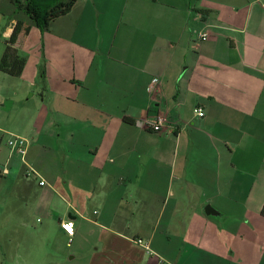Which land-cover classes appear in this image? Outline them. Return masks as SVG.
I'll return each mask as SVG.
<instances>
[{
  "label": "crops",
  "instance_id": "crops-1",
  "mask_svg": "<svg viewBox=\"0 0 264 264\" xmlns=\"http://www.w3.org/2000/svg\"><path fill=\"white\" fill-rule=\"evenodd\" d=\"M1 38L27 61L0 71L1 180L45 229L87 264H264V0H78L44 32L0 0Z\"/></svg>",
  "mask_w": 264,
  "mask_h": 264
},
{
  "label": "rangeland",
  "instance_id": "rangeland-1",
  "mask_svg": "<svg viewBox=\"0 0 264 264\" xmlns=\"http://www.w3.org/2000/svg\"><path fill=\"white\" fill-rule=\"evenodd\" d=\"M4 44L1 38L0 47ZM0 182L7 185H0V264H87L81 249L90 247L91 238L79 235L69 241L54 228L48 231L44 221L37 222L42 219L37 213L28 212L32 203L11 190L10 179Z\"/></svg>",
  "mask_w": 264,
  "mask_h": 264
},
{
  "label": "trees",
  "instance_id": "trees-1",
  "mask_svg": "<svg viewBox=\"0 0 264 264\" xmlns=\"http://www.w3.org/2000/svg\"><path fill=\"white\" fill-rule=\"evenodd\" d=\"M17 11L23 12L41 31L48 30L51 23L68 15L78 0H7ZM12 44H7L0 62V71L12 77H20L26 66ZM2 174L0 173V178ZM264 217V207L261 212Z\"/></svg>",
  "mask_w": 264,
  "mask_h": 264
},
{
  "label": "built area",
  "instance_id": "built-area-1",
  "mask_svg": "<svg viewBox=\"0 0 264 264\" xmlns=\"http://www.w3.org/2000/svg\"><path fill=\"white\" fill-rule=\"evenodd\" d=\"M201 39L203 41H207L208 34L207 33L202 34ZM159 84H160V80L158 78H155L151 81L148 88L149 94L151 96H153L156 93ZM195 112L199 117H203L205 115L204 111L201 108L196 109ZM162 126H163V121L161 118H159L157 122L153 123L152 130L154 132H160ZM29 144H30L29 140L21 136H13L12 139H10V141L8 142V145L11 148V150H13L15 154H18V156H20V158L22 159V162L25 164H26V157L28 154ZM4 173L7 174V171H4ZM26 174L29 177H33V176L39 177V175L36 173V171L33 168H28ZM45 184L46 183L44 181L40 182L41 186H44ZM61 228L68 236L73 237L75 235V225L72 221L62 222ZM136 243L145 247L147 250L149 249L148 245L145 244V242H143V240L141 239L136 240Z\"/></svg>",
  "mask_w": 264,
  "mask_h": 264
},
{
  "label": "water",
  "instance_id": "water-1",
  "mask_svg": "<svg viewBox=\"0 0 264 264\" xmlns=\"http://www.w3.org/2000/svg\"><path fill=\"white\" fill-rule=\"evenodd\" d=\"M206 212L208 215L210 216H216L217 215V212L211 207L209 206L207 209H206Z\"/></svg>",
  "mask_w": 264,
  "mask_h": 264
},
{
  "label": "snow or ice",
  "instance_id": "snow-or-ice-1",
  "mask_svg": "<svg viewBox=\"0 0 264 264\" xmlns=\"http://www.w3.org/2000/svg\"><path fill=\"white\" fill-rule=\"evenodd\" d=\"M70 230V229H69Z\"/></svg>",
  "mask_w": 264,
  "mask_h": 264
}]
</instances>
